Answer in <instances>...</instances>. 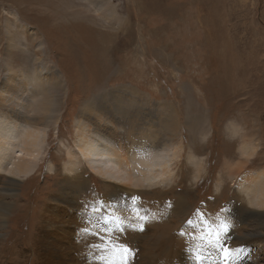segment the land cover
<instances>
[{
  "label": "rangeland",
  "instance_id": "374dc122",
  "mask_svg": "<svg viewBox=\"0 0 264 264\" xmlns=\"http://www.w3.org/2000/svg\"><path fill=\"white\" fill-rule=\"evenodd\" d=\"M104 5L0 0V80L40 48L38 68L62 86L34 175L0 174V264H264V217L248 219L234 185L264 171V0H108L114 17ZM91 101L89 115L129 134L176 126L169 187L127 189L82 164L66 173Z\"/></svg>",
  "mask_w": 264,
  "mask_h": 264
},
{
  "label": "bare ground",
  "instance_id": "6f19581e",
  "mask_svg": "<svg viewBox=\"0 0 264 264\" xmlns=\"http://www.w3.org/2000/svg\"><path fill=\"white\" fill-rule=\"evenodd\" d=\"M105 1L107 4L108 0H100V7H103ZM106 4L104 9L107 10V15L114 17L113 7ZM9 33L8 41L10 42L14 36H11L10 31ZM11 46L15 47L14 44ZM28 55H23L27 68L22 72V75H17L12 69H6L3 79L0 80V174L8 176L14 181L20 178L27 179L34 175L42 153H44L43 143L46 135L44 122L55 117L59 104L58 91L62 89L57 73L50 70L42 72L38 68L36 60H40L43 56L42 50L39 48L33 58ZM94 104L95 101L87 102L79 110L74 133L76 153L74 158L69 156L73 161L67 165L66 173L75 174L76 166L82 164L102 180L119 184L127 189L132 187L153 190L169 187L172 178L170 166L177 158L178 153L173 154L169 160L171 154L165 152L164 148L167 142L175 137L176 126L171 125L167 126L168 128L154 130L157 133L156 136L148 135L150 133L145 134L142 132V128H136L138 131L135 134H129L128 131H125V125L118 124L117 118L112 121L100 115H95V117L89 115ZM84 124L86 126L82 128L81 125ZM88 126H91L99 134L111 139L115 138L118 145L106 143L101 135L87 132ZM164 129V136L161 139L158 134H161V130ZM145 137L149 138L144 139ZM247 148L242 147L240 152L246 161L252 157L253 151L248 148L250 154L247 155ZM165 154H169L167 159L164 158ZM187 160L192 167H197L198 173H200L199 162L194 161V157L191 156ZM197 175L193 179H197ZM234 185L239 195L244 197L243 199L252 209L248 219L251 215L257 214L258 221L261 220L264 217V171L259 169L244 173ZM216 188L218 187L216 186ZM64 196L70 204L66 210L69 213L75 206V201L70 199L68 194ZM116 197L122 198L120 195H116ZM56 208L61 209V206L57 205ZM74 214H70L71 219L73 218L71 224L79 223L77 218H74ZM234 252L237 253V250ZM191 253L193 254V252ZM197 260L203 259L197 257ZM164 262L165 260L162 264Z\"/></svg>",
  "mask_w": 264,
  "mask_h": 264
},
{
  "label": "snow or ice",
  "instance_id": "6c2138e0",
  "mask_svg": "<svg viewBox=\"0 0 264 264\" xmlns=\"http://www.w3.org/2000/svg\"><path fill=\"white\" fill-rule=\"evenodd\" d=\"M125 251H126V252H130L131 249H129V248H127V246H125ZM225 254H227V249H225Z\"/></svg>",
  "mask_w": 264,
  "mask_h": 264
}]
</instances>
